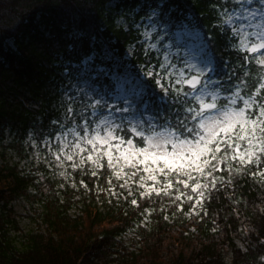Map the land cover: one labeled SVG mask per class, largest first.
<instances>
[{
    "label": "trees",
    "instance_id": "16d2710c",
    "mask_svg": "<svg viewBox=\"0 0 264 264\" xmlns=\"http://www.w3.org/2000/svg\"><path fill=\"white\" fill-rule=\"evenodd\" d=\"M157 3L0 0V264H257V258L264 255L262 178L253 181L233 172L234 194L230 186L227 191L221 186L210 201L200 205L199 214L188 215L192 201L187 197L198 193L193 194L182 184H174L170 196L146 199L135 191L132 197L119 187L120 182L105 163L99 180L90 172L82 175L71 171L75 186L59 188L52 171L29 161L32 147L27 139L38 145L30 134L32 125L42 122L47 126L49 118L60 113L58 104L65 102L58 98V85L65 80L63 69L69 58L80 61L94 53L96 64L113 68L117 63L119 69L126 68L133 75L132 70L142 68L148 54L162 59L167 44V53L175 49L181 52L184 47L176 32L187 28L202 33L207 52L217 65L232 60L233 67H240L241 59L230 55L224 39L214 32V0H166L163 45L158 25L152 28L153 22L144 19L149 7ZM120 16H124V22H118ZM134 21L143 27H130ZM147 21L150 25H145ZM219 23L227 32L223 21ZM146 28H152L150 42L155 49H145L140 42ZM130 45L134 50L126 60ZM103 46L110 52L109 61L101 54ZM260 77H264V69L253 63L247 85H241L244 96L250 94ZM212 82L225 95L221 90L224 86L216 87V75ZM192 102L185 101V105ZM9 152L17 161L7 158ZM22 162L26 165H20ZM228 175L227 171L217 174ZM109 176L124 193L119 201L108 204ZM82 179L87 188L80 184ZM99 196L102 206L96 201ZM133 198L138 206L131 204ZM236 200L241 202L237 204ZM15 201L30 205L34 212L31 217L40 222L38 231H20L18 216L10 207ZM37 203L41 212L33 207ZM72 209L78 214L72 215ZM128 229L140 239V245L134 243L132 250L120 239Z\"/></svg>",
    "mask_w": 264,
    "mask_h": 264
},
{
    "label": "snow or ice",
    "instance_id": "6c2138e0",
    "mask_svg": "<svg viewBox=\"0 0 264 264\" xmlns=\"http://www.w3.org/2000/svg\"><path fill=\"white\" fill-rule=\"evenodd\" d=\"M165 4L166 0H158L144 17L153 22L152 28L158 25L162 45L167 32ZM213 10L214 32L224 39L229 54L241 59L240 67H233L232 60L217 65L213 59L203 66L185 65L179 53L167 54V46L162 59L148 54L143 67L134 68L132 76L119 68L96 64L94 53L80 61L69 58L63 69L65 80L58 85V98L65 102L58 104L61 111L49 118L47 126L42 122L32 125L33 140L55 165L82 175L90 172L97 180L106 160L115 178L123 181L119 187L129 195H135L133 185L146 199L153 194L172 195L169 189L174 184L199 190L198 195L187 197L192 201V212L210 201L221 186L226 191L230 186L234 194L233 172L253 181L264 178V77L241 98V85H247L253 63L264 69V0H214ZM220 21L227 32L221 30ZM130 27L143 24L134 21ZM213 75L219 81L216 87L224 86L221 90L231 109L220 111L216 95L209 94ZM192 100L198 104L185 105ZM209 110H216L218 116H208ZM226 171L227 177L217 176ZM138 173L139 184L135 179ZM144 174L152 183L145 182ZM68 178L75 186L74 177ZM259 183L264 184V179ZM80 184L87 188L83 179ZM108 184L107 191L115 194L112 176ZM131 204L138 206V200L132 199ZM183 207L181 200V211ZM241 248L248 251L245 244ZM257 264H264V255L257 258Z\"/></svg>",
    "mask_w": 264,
    "mask_h": 264
},
{
    "label": "rangeland",
    "instance_id": "374dc122",
    "mask_svg": "<svg viewBox=\"0 0 264 264\" xmlns=\"http://www.w3.org/2000/svg\"><path fill=\"white\" fill-rule=\"evenodd\" d=\"M110 6L113 8L114 4L111 3ZM125 18L124 16H120L118 18V22H124ZM145 25H150V21L146 22ZM124 27L127 28V24H124ZM138 28V27H135ZM152 32V28H147L145 30H143L142 35H143V39L140 41L141 43H145V49H155L156 46L154 44H152L150 42V34ZM145 33H148V35H145ZM177 39L179 42H182V45L184 48H181L182 52L179 53V51L177 49L172 50L170 53H167L170 57L176 53H179V57L182 58V62L185 65H189V66H203V62H205L206 60L210 59L209 54L206 53V45L204 43V41L200 38V33L199 32H177L176 34ZM183 35H186V37H188V39L186 40V42L184 41L185 38H183ZM191 39V40H190ZM147 42V43H146ZM167 48H170L169 45H167ZM134 50L133 45H130L127 48V53L124 57V59H130L132 56V52ZM102 56H105V59H107L109 61V57H110V53L109 51L106 50L105 47H103L102 52H101ZM165 54V53H164ZM165 63H167V61H163ZM178 63L180 61H177ZM119 68V65L116 63L113 65L112 69H116ZM123 72H125L127 75L132 76L129 71H127L126 68L122 69ZM208 92L209 94H215L216 95V103H217V108L220 111H223L225 109H231L233 106L230 103L229 98L226 95H223L218 89H216L214 87L213 82H209L208 83ZM243 94L241 93V98H243ZM231 99H237L236 96H232ZM225 100V101H223ZM196 104H198V101L193 100L192 105L195 106ZM208 116L211 117H215L218 116V112L216 110H209L207 112ZM152 129H149V132H151ZM27 141H29L30 146L32 147L31 150H29L30 152V157H29V161H31L32 163H37V164H43L45 165L50 171H52V173L54 174V176H56V178L58 179V187L62 188L64 185H68L73 187V182L71 179H69L68 177L70 176V172L72 171L70 168L64 167V166H57L55 165V162L52 161V157L50 155H47L42 146H38L35 144L34 141L27 139ZM47 157V158H46ZM7 158L12 160V161H17V158L15 155H13L11 152H9L7 154ZM51 161V164H50ZM106 163V160H105ZM107 164V163H106ZM20 165H26L24 162H22ZM110 169V168H109ZM112 170V169H111ZM124 171H129V169L125 168ZM124 171L121 172V175L123 176ZM66 173L65 176H62L61 173ZM145 175V182L147 183H152V181H148L147 180V174ZM140 174L138 173L137 176L135 177V179L137 180L138 184L141 183L140 182ZM115 178V176H114ZM116 179V178H115ZM159 177L157 180V187L160 186L159 184ZM117 182L122 183L123 181H118L116 179ZM191 184V182H189ZM111 187H114L115 189V194H110L108 192L107 194V203H111L112 201H119V199L122 197L124 190H118L115 187V184L112 183ZM110 188V185H109ZM108 188V189H109ZM190 189V191L193 194H197L199 190L193 191L192 187H188ZM173 190L169 189V191L171 192ZM123 191V192H122ZM127 191V190H126ZM133 191H138L137 190V186L133 185ZM127 195L128 191H127ZM134 197L133 195H129ZM152 196H156L155 194H153ZM182 197V194H181ZM180 198V197H179ZM134 199V198H133ZM97 204L98 206H102V197H97L96 198ZM10 207L13 209V211L17 214L18 216V220H19V227H20V231L22 233H27V232H31V231H38L40 229L39 225L40 222L39 220H34L33 216L34 212L32 210V208L30 207V205L28 203H25L24 201H15L12 202L10 204ZM34 209H36L38 212H41V207L38 205V203L36 205L33 206ZM192 208V207H191ZM191 208L188 212V215H195L200 211V205H197V210L196 212H192ZM70 213L72 215H76L78 214V210L77 209H72L70 211ZM133 235V233L131 232V234L129 236ZM127 236V237H129ZM127 241V244L129 243V239L125 240Z\"/></svg>",
    "mask_w": 264,
    "mask_h": 264
},
{
    "label": "built area",
    "instance_id": "2783aa9c",
    "mask_svg": "<svg viewBox=\"0 0 264 264\" xmlns=\"http://www.w3.org/2000/svg\"><path fill=\"white\" fill-rule=\"evenodd\" d=\"M130 234H131V232H126V233H124V234H122V235L120 236V239L123 240L127 246H129L130 243L127 244V241H125V240H127V239H129L130 237H133V236H134V233H133V235L129 236ZM127 236H129V237H127ZM131 249H133V248H131Z\"/></svg>",
    "mask_w": 264,
    "mask_h": 264
}]
</instances>
